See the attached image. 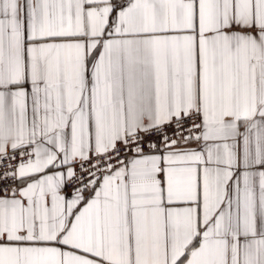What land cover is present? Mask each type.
I'll use <instances>...</instances> for the list:
<instances>
[{
    "label": "snow or ice",
    "instance_id": "obj_1",
    "mask_svg": "<svg viewBox=\"0 0 264 264\" xmlns=\"http://www.w3.org/2000/svg\"><path fill=\"white\" fill-rule=\"evenodd\" d=\"M0 264H264V0H0Z\"/></svg>",
    "mask_w": 264,
    "mask_h": 264
}]
</instances>
